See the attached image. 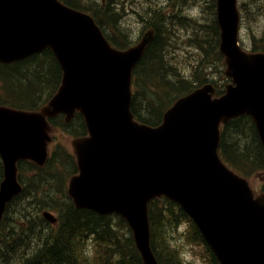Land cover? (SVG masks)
<instances>
[{"label":"water","instance_id":"obj_1","mask_svg":"<svg viewBox=\"0 0 264 264\" xmlns=\"http://www.w3.org/2000/svg\"><path fill=\"white\" fill-rule=\"evenodd\" d=\"M217 17L233 84L220 98L213 99L215 88L206 85L179 99L152 127L135 119L131 86L153 30L121 51L92 16L59 0H0V63L49 49L63 70L58 92L41 111L0 106V222L22 192L18 162L44 166L52 142L48 120L65 114L70 122L78 112L89 136L73 142L80 175L71 181L70 197L78 209L121 215L144 264H159L148 204L163 196L193 218L220 264H264V194L255 197L218 155L221 124L242 115L251 116L264 147V53L239 46L237 0H217Z\"/></svg>","mask_w":264,"mask_h":264},{"label":"trees","instance_id":"obj_2","mask_svg":"<svg viewBox=\"0 0 264 264\" xmlns=\"http://www.w3.org/2000/svg\"><path fill=\"white\" fill-rule=\"evenodd\" d=\"M61 1L93 16L113 46L125 49L132 44L129 31L126 27H121L125 18L123 3L127 4L126 0ZM189 1L166 0L175 9L169 7L171 12L167 13L165 9L162 11L161 8H155L149 15L152 21L148 20L146 23V26L155 29V38L135 69L132 102L134 115L145 124L159 125L166 110L178 98L207 82L201 62L212 63L211 60L217 57L221 60L222 67L216 0H208L207 8L205 7V12L213 19L210 26L199 23L195 17L182 15V7ZM241 1L243 14H256L258 0ZM247 4L250 12L246 10ZM184 30L190 31L188 40L194 43L200 54L197 63H191L188 73L186 67L169 58L170 53L176 52V48L173 49L177 44L175 38ZM253 52H264V32ZM223 78L222 76L221 79ZM61 79V68L49 50L12 65L0 64V104L25 108L23 104L31 101V104L27 103V109H38L52 97ZM54 81L55 85L52 84ZM225 83L226 79L222 83L221 92ZM18 103L20 107L16 105ZM56 121L57 119L54 122ZM55 125L76 136L86 132L83 118L78 115L69 125L64 120L57 121ZM221 155L234 170L246 177L264 174V150L250 117L233 120L223 128ZM71 160L70 156L54 163L51 160L43 169L32 163L20 164L23 171L30 165L34 178H28L27 182L23 173L21 174L20 181L27 188L9 205L0 224V264H143L131 230L117 215L103 217L89 210H79L65 196L63 203L56 206L60 222L54 227L42 218L43 209L35 200L25 207L23 199L32 198L28 195L35 194L30 193L28 188L37 190L39 185L49 182L51 176H54L51 171L56 164L65 165ZM2 177L3 164L0 159V181ZM149 217L152 247L161 264H186L180 254L181 241L175 243L173 240L177 237L176 234L185 235L190 243L204 244L201 233L190 217L178 205L166 199H156L150 203ZM179 227H184L182 233L178 232ZM88 239L92 240L91 245H87ZM86 248H91L92 256L86 254ZM208 252L211 256L210 264H219L209 249Z\"/></svg>","mask_w":264,"mask_h":264},{"label":"rangeland","instance_id":"obj_3","mask_svg":"<svg viewBox=\"0 0 264 264\" xmlns=\"http://www.w3.org/2000/svg\"><path fill=\"white\" fill-rule=\"evenodd\" d=\"M127 4L123 3V7L125 10V18L123 19V22H121V27H126L129 31V37L130 39H133L132 42L134 45L138 44L140 42V39L144 36L145 32L147 31V28L145 26V22L148 20L152 21L150 18V13L153 9H162V11L165 9L167 13L171 12L169 7H172L175 9V7L172 6V4L166 3V0H126ZM193 2L197 3L196 6H192L191 8L188 7L189 14L193 13L195 18L199 23H203L206 25H211L213 23V19L211 16H209L205 10L206 5H208V0H193ZM243 3V0H242ZM191 2L189 1L190 5ZM206 7V8H205ZM246 10L250 12L249 10V4L246 5ZM205 14V15H204ZM182 15H188L182 12ZM245 18V24L243 22V29H242V35H241V42L242 46L250 51L253 46V40L254 35L259 36L260 33L264 30V0H258V7L256 8V14L253 15H246ZM123 23V24H122ZM190 31H183L181 35V41L178 44L179 50L177 57H180V64H182L183 67L189 68L191 65H189L188 61L193 58V62L197 63V61L200 59V54L198 51L195 50L194 46L189 45L186 43V39L189 36ZM192 36V35H190ZM170 51H173L170 49ZM201 53V52H200ZM172 55V53H170ZM211 65L208 66L203 70V72L210 71L212 68V72L209 74L210 77L213 76L214 80L216 82H221L222 74H221V64L218 63L219 61L217 59L211 60ZM193 68V67H192ZM194 69V68H193ZM224 69V68H223ZM190 72V70L187 71V73ZM206 73V74H207ZM212 78V79H213ZM53 85L56 84L54 81L52 83ZM1 84H0V93H1ZM31 104V101L24 103L25 108H29L28 104ZM19 106V103L16 104ZM20 107V106H19ZM70 133H64L62 130L59 131H53V137L55 139V142L50 146V149H52L56 144H63L65 145L68 151H72V145L71 142L73 138ZM229 164V163H228ZM231 167V165H229ZM232 168V167H231ZM264 175V174H263ZM263 175H256L253 177L248 178V181L251 185V188L255 192V194H259L264 187V176ZM68 178L65 182V184H68ZM25 207L27 204H24ZM185 239L181 242L182 246L180 245V250L183 252V254L186 256L187 263L188 264H205L204 258L206 257V251L205 249L199 245V244H191L187 241V238L185 235H179L176 238H173L174 242H179L180 240Z\"/></svg>","mask_w":264,"mask_h":264}]
</instances>
